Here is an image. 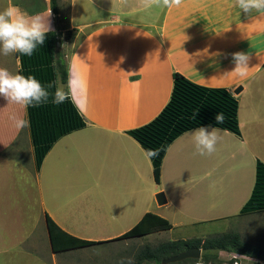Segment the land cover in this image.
I'll return each mask as SVG.
<instances>
[{"label": "crops", "instance_id": "crops-1", "mask_svg": "<svg viewBox=\"0 0 264 264\" xmlns=\"http://www.w3.org/2000/svg\"><path fill=\"white\" fill-rule=\"evenodd\" d=\"M69 1L79 40L67 59L68 75L75 68L87 81L86 126L60 138L37 171L29 129L20 138L26 128L15 129L9 119L17 106L27 119L26 110L0 97L12 134L0 143V264H18L22 257L46 262L39 254L44 235L50 253L59 254L52 251L46 216L70 236L97 243L116 241L148 213L167 220L168 232L248 219L240 212L252 193L256 164H264V15L247 16L233 0H184L171 9L146 8L143 0ZM10 5L29 16L50 14L49 32H61L50 0H0V11ZM91 14L97 17L82 20ZM236 52L250 55L245 78L231 73ZM0 68L18 74L15 53L0 54ZM174 74L228 90L238 102L240 136L220 129L215 153L200 156L193 130L182 134L168 147L156 184L151 161L127 132L159 115ZM17 142L21 147L11 152ZM160 192L166 203L157 206Z\"/></svg>", "mask_w": 264, "mask_h": 264}, {"label": "trees", "instance_id": "trees-1", "mask_svg": "<svg viewBox=\"0 0 264 264\" xmlns=\"http://www.w3.org/2000/svg\"><path fill=\"white\" fill-rule=\"evenodd\" d=\"M50 9L55 17L59 16L58 0H50ZM70 33L67 39H70ZM59 35L55 32L46 34L45 43L38 46L31 57L15 53L19 60L18 74L34 76L45 88L53 84L50 92L55 91L57 81L66 86L68 80V63L64 53L58 49ZM30 121L29 133L34 150L36 170L41 167L43 159L53 145L63 136L85 128L86 122L76 110L71 100L56 105L51 102L38 107L26 109ZM222 113L224 123L216 124L215 116ZM195 115V118H193ZM238 102L226 89L208 88L196 85L179 74L173 75L170 99L159 115L151 122L127 132L145 151L157 149L159 155L152 158L153 178L156 184L160 181L163 158L170 144L182 134L199 127L218 128L240 136L238 124ZM264 211V164L257 162L255 183L252 193L243 206L240 217L250 213ZM46 224L54 253H63L91 247L101 243L80 240L61 230L49 217ZM171 224L154 214L148 213L128 232L117 240L133 239L148 236L156 231H168ZM113 242V241H112ZM192 248L201 249L199 260L187 259L177 264H225L219 254L236 258L245 257L264 263V247L253 245L242 240L234 232L222 233L188 240H175L161 243L150 248L145 247L137 256V263L145 260L152 264L162 262ZM175 264V263H174Z\"/></svg>", "mask_w": 264, "mask_h": 264}, {"label": "clouds", "instance_id": "clouds-1", "mask_svg": "<svg viewBox=\"0 0 264 264\" xmlns=\"http://www.w3.org/2000/svg\"><path fill=\"white\" fill-rule=\"evenodd\" d=\"M183 3L184 0H143L146 8L153 5L168 9L179 8ZM233 7L247 16L252 13L264 15V0H233ZM48 18L45 19L40 15L29 16L11 5L0 11V54L9 56L18 53L31 57L37 47L45 43L46 34L52 31ZM232 59L235 67L231 73L239 78H245L249 70L250 55L236 52L232 54ZM66 87L67 91L64 86H57L54 92H50L49 89L53 88L51 83L45 88L34 76L25 77L21 74H13L6 68H0V97L7 101V105H19L26 110L29 106L38 107L48 103L51 97V102L56 105L71 100L78 113L86 115L89 107L88 86L79 70L70 68ZM9 119L17 130L30 127V121L23 116L12 115ZM215 122L216 124L224 123L222 113L216 114ZM220 131L216 127L211 131L205 127L191 131L189 135L196 154L210 156L215 153L216 146L222 139L219 135ZM158 155L157 149L144 151V157L149 161ZM127 264H133L131 258L128 259Z\"/></svg>", "mask_w": 264, "mask_h": 264}, {"label": "rangeland", "instance_id": "rangeland-1", "mask_svg": "<svg viewBox=\"0 0 264 264\" xmlns=\"http://www.w3.org/2000/svg\"><path fill=\"white\" fill-rule=\"evenodd\" d=\"M58 5L60 8V15L57 17L56 21L57 27L61 32H57L56 34L59 35V46L58 49L64 53L65 60L68 59L72 51L74 50L76 44L78 43L79 39H74L73 29L71 30L70 26V1L69 0H58ZM96 13V11H95ZM83 19L93 20L91 15H83ZM80 15L76 17L75 23H80ZM81 20V21H82ZM84 22H87L84 21ZM70 33V39H67V35ZM58 82V81H57ZM6 101V100H5ZM17 106V105H16ZM18 107V106H17ZM14 106V113L17 116L23 115L21 109H17ZM6 111V106H4ZM3 107H0V143H3V138L8 136L7 139L11 137L12 134L8 133V124L6 122V118L3 116ZM25 116V114H24ZM23 116V117H24ZM26 119V116H25ZM14 130V129H12ZM25 134L28 135L27 128L23 131L20 138L25 137ZM21 147L19 142L15 145V148L11 152H13L16 148ZM10 152V151H9ZM246 216V215H245ZM245 216H242L245 218ZM248 219H237L236 222L229 223L227 226L225 221L213 223V224H206L201 226H196L193 228H187L186 225L177 226L170 232L168 231H156L148 236L133 238V239H123L119 241L108 242L102 245H95L92 247H86L80 250L74 251H66L59 254H51L49 247H48V238L44 235V239L41 241L42 251H39V248H36V252L39 251L40 256L46 259V262L40 257H25L20 258L18 264H127L129 258L132 259L133 264L137 263V256L138 254L145 248L150 247L154 248L161 243H165L168 241H175L180 239H194L200 238L202 240L206 239L207 237H211L214 235L222 234V233H229L234 232L241 236L242 240L257 245L260 247H264V211L259 213H250ZM241 220H245L242 222ZM240 226L237 229V224ZM236 223V224H235ZM245 223L250 227V230L245 227ZM237 229V230H236ZM45 232V230H44ZM44 251V252H43ZM51 254V255H50ZM50 255V256H49ZM14 256V255H13ZM13 256H9L12 258ZM220 258L225 261L227 264L231 256H227L224 254H219ZM237 264H264L260 261H256L254 259H249L245 257H240L239 259L236 258ZM235 262L233 261L232 264ZM140 264H152L148 261H141ZM177 264V263H175Z\"/></svg>", "mask_w": 264, "mask_h": 264}, {"label": "water", "instance_id": "water-1", "mask_svg": "<svg viewBox=\"0 0 264 264\" xmlns=\"http://www.w3.org/2000/svg\"><path fill=\"white\" fill-rule=\"evenodd\" d=\"M240 91H241V88L239 87L234 91V94H237ZM155 200H156L157 206H161V205L166 203L165 196L162 192L155 195ZM201 253H202L201 249L192 248V249H189L185 252H182L176 256H172V257L164 260L162 262V264H174V263H179V262L185 261L187 259L199 260L201 257Z\"/></svg>", "mask_w": 264, "mask_h": 264}, {"label": "built area", "instance_id": "built-area-1", "mask_svg": "<svg viewBox=\"0 0 264 264\" xmlns=\"http://www.w3.org/2000/svg\"><path fill=\"white\" fill-rule=\"evenodd\" d=\"M231 259H233V257H231ZM231 259H230V260H231ZM234 262H235L234 264H237V261H234Z\"/></svg>", "mask_w": 264, "mask_h": 264}]
</instances>
